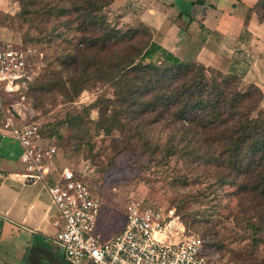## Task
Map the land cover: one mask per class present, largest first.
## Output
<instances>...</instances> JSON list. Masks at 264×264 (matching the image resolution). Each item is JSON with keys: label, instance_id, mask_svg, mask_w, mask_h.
I'll list each match as a JSON object with an SVG mask.
<instances>
[{"label": "trees", "instance_id": "16d2710c", "mask_svg": "<svg viewBox=\"0 0 264 264\" xmlns=\"http://www.w3.org/2000/svg\"><path fill=\"white\" fill-rule=\"evenodd\" d=\"M15 1L20 38L42 57L45 52L37 44L65 41L70 27L79 35L63 58V73L51 74L45 85L33 84L27 99L35 100V94L42 100L50 94L71 99L85 89L110 87L112 98L95 101L104 131L117 130L126 144L138 141L152 157L161 146L159 161L166 166L173 159L192 167L210 162L222 171L218 183L235 186L237 196L258 210L264 223V120L252 117L263 98L259 87L241 89L238 76L205 77L203 65L180 60L147 33L119 31L102 15L114 0ZM251 11L264 22V0H257ZM80 120L67 115L60 123ZM155 125L172 128L165 144L153 142ZM250 226L261 228L254 222Z\"/></svg>", "mask_w": 264, "mask_h": 264}, {"label": "rangeland", "instance_id": "374dc122", "mask_svg": "<svg viewBox=\"0 0 264 264\" xmlns=\"http://www.w3.org/2000/svg\"><path fill=\"white\" fill-rule=\"evenodd\" d=\"M118 11L108 7L102 15L121 32L132 28L150 37L149 29L142 23L128 16L125 10ZM6 20L21 36L19 21L14 16ZM66 31L65 41L37 44L45 52L38 63L35 81L38 86L45 85L51 74L63 73V58L74 50L79 38L73 28ZM211 73L218 77L212 70L206 71L205 77ZM246 87L240 85L241 89ZM112 93L110 87L102 86L82 90L71 99L52 94L50 99L42 100L38 94L35 100L27 99L34 120L56 145L59 162L83 174L91 192L100 198L101 214L95 231L103 239L119 232L125 204L129 198H135L147 205L175 208L185 226V235L202 238L207 254L216 264H264V223L257 218L258 210L254 211L237 196L235 186L218 183L222 171H216L210 162L192 167L173 159L166 166L159 161L161 146L152 157L138 141L126 144L117 130L106 132L98 125L95 101L98 97L112 98ZM67 115L81 120L75 125L61 124ZM252 117L264 120L261 102ZM169 130L172 128L153 126V142L165 144ZM252 222L261 228H252ZM53 236L45 240L44 248L58 257L61 250L53 242Z\"/></svg>", "mask_w": 264, "mask_h": 264}, {"label": "crops", "instance_id": "0c3cea01", "mask_svg": "<svg viewBox=\"0 0 264 264\" xmlns=\"http://www.w3.org/2000/svg\"><path fill=\"white\" fill-rule=\"evenodd\" d=\"M256 2L114 0L109 10H125L149 29L153 42L180 60L196 61L219 78L238 76L243 85H256L264 108V22L251 11ZM17 9L15 0H0V40L19 37L6 20ZM2 119L0 113V264H67L60 252L54 257L44 248L57 231L52 224L57 211L41 182L16 175L25 171L22 147L2 128ZM55 160L65 165L58 155Z\"/></svg>", "mask_w": 264, "mask_h": 264}, {"label": "built area", "instance_id": "2783aa9c", "mask_svg": "<svg viewBox=\"0 0 264 264\" xmlns=\"http://www.w3.org/2000/svg\"><path fill=\"white\" fill-rule=\"evenodd\" d=\"M42 58L35 48L16 39L0 40V113L2 128L21 145L25 182H41L57 213L53 242L67 264H216L205 243L185 235L175 208L147 205L129 198L121 230L101 238L96 233L101 200L83 174L56 163L57 147L42 135L27 102ZM7 99H12L6 104Z\"/></svg>", "mask_w": 264, "mask_h": 264}]
</instances>
